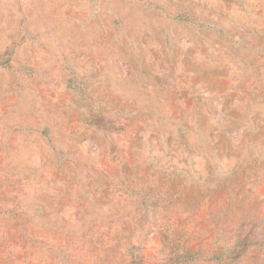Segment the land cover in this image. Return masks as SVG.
<instances>
[{"label": "rangeland", "instance_id": "1", "mask_svg": "<svg viewBox=\"0 0 264 264\" xmlns=\"http://www.w3.org/2000/svg\"><path fill=\"white\" fill-rule=\"evenodd\" d=\"M0 264H264V0H0Z\"/></svg>", "mask_w": 264, "mask_h": 264}]
</instances>
